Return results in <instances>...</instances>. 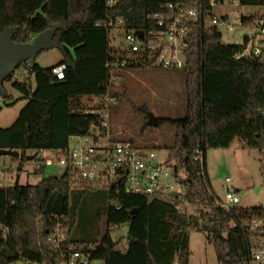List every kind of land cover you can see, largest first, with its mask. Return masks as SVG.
<instances>
[{"label":"trees","instance_id":"obj_1","mask_svg":"<svg viewBox=\"0 0 264 264\" xmlns=\"http://www.w3.org/2000/svg\"><path fill=\"white\" fill-rule=\"evenodd\" d=\"M182 1L119 0L111 9L105 0H0V36L5 28L17 26L14 41L26 43L59 24L54 35L62 53L58 63L67 65L65 78L58 80L56 64L43 67L25 61L17 67L27 66L22 80L14 77L17 68L4 80L11 81L20 96L0 97V112L21 99L27 103L12 125L0 126V148L20 151L21 157L13 158L20 169L29 150L36 154L33 159L42 150L66 153L72 136L86 135L102 122L99 113L85 112L84 99L103 97L114 84L107 63L128 56L126 50L110 46L109 20L121 17L129 30L155 29L150 16L169 2ZM241 2L264 6V0ZM250 20L257 21L258 16ZM242 49L225 43L219 30L203 32L200 23L190 37L183 68L187 113L178 119L157 118V125L168 121L176 126L168 160L186 186L181 196L162 199L96 189L69 167L36 185H0V227L7 230H1L0 264L21 260L56 264L58 254L48 237L58 222L67 228L66 246L81 245L103 264H189L192 229L207 233L220 264H250L255 240L264 237V227L252 226L254 220L264 221V205L223 208L207 171L208 150L229 147L236 138L264 155V56L236 58ZM154 57L144 53L131 59L125 70L151 67ZM197 149L203 162L195 160ZM36 172L42 173L43 166ZM184 204L196 206L197 212L188 214ZM101 216L109 226L128 224L125 247L109 233L98 239L96 223Z\"/></svg>","mask_w":264,"mask_h":264},{"label":"rangeland","instance_id":"obj_2","mask_svg":"<svg viewBox=\"0 0 264 264\" xmlns=\"http://www.w3.org/2000/svg\"><path fill=\"white\" fill-rule=\"evenodd\" d=\"M252 12H264V6L240 5L237 6L228 0L224 4L213 7L216 17L229 16L230 21L236 24L237 18ZM219 32L225 43L236 44L244 39L246 32L252 29L242 26L227 28L218 26ZM125 29L117 25L110 32L109 43L112 48L126 49L129 42L125 39ZM62 53L58 47L41 52L36 61L43 67H50L61 61ZM27 66L24 63L16 69L14 77L23 79ZM123 80L114 82L109 87V95L116 99L108 110V122L111 132L122 139L133 142L141 147H151L157 150L161 157L169 155V147L174 142L176 126L168 121L159 125L150 122V115L156 118H182L187 113L186 74L184 69H163L157 66L133 68L122 70ZM8 94L17 98L20 92L13 88L12 82H4ZM85 107L95 105L98 100L94 97L85 98ZM26 100H19L14 106L4 105L0 112V125L10 126L17 119ZM98 104V103H97ZM83 142L76 137L70 141V146ZM28 154H34L29 150ZM55 158L50 150H42L35 159L26 160L20 169V163L9 155L0 156V185L21 184L36 185L42 178L60 176L65 168L58 164L46 166L42 157ZM43 166V172L36 170ZM207 171L210 187L217 199L226 202L228 191L238 196V201L231 206L251 209L264 205V155L257 149L246 146L236 138L229 147L210 148L207 152ZM78 186V185H77ZM94 188L102 189L103 186L95 185ZM106 189H108L106 187ZM113 205L117 199L111 200ZM188 214L197 212V207L184 204ZM99 230L98 239L109 233L115 240H122L120 247L126 246L128 224L124 223L114 227L107 224L105 216H101L96 223ZM189 264H220L216 248L208 240L207 233L201 230L190 231ZM14 264H19L15 262Z\"/></svg>","mask_w":264,"mask_h":264},{"label":"built area","instance_id":"obj_3","mask_svg":"<svg viewBox=\"0 0 264 264\" xmlns=\"http://www.w3.org/2000/svg\"><path fill=\"white\" fill-rule=\"evenodd\" d=\"M227 0H185L165 4L164 8L155 12L150 18L155 22L156 28L143 32L140 37L139 31L126 28L125 20L118 17L109 20V25L115 28L121 25L125 29V39L129 47L124 49L128 52L127 58L108 62L107 68L111 82L123 80L120 76L131 59H139L144 53H154L152 66L163 69H182L186 65L187 50L190 46V37L200 23L202 31L218 30L222 25L227 28L242 26L251 28L244 35V39L237 45L243 49L235 54L236 58L243 56H264V12H252L246 16L237 18L236 24L230 21L229 16L216 17L213 7L224 4ZM242 6L241 0H228ZM119 0H105L108 8L117 6ZM258 16V20L251 18ZM100 25V23H98ZM113 30V29H112ZM111 30V31H112ZM66 63H58L53 72L58 80L65 78ZM98 104L85 107V112L99 113L102 116L101 124H94L86 135L72 136L82 138L83 142L69 148L66 153L50 150L55 158L42 157L46 166L56 164L66 168H72L77 177L91 186L99 185L115 189L118 193L129 195H145L162 199H173L185 192V184L179 174L176 173L175 164L168 160L169 155L161 157L157 150L151 147H141L133 142L115 136L110 130L108 122V110L116 99L107 93L103 97H94ZM42 152V151H41ZM195 160L203 162L200 149L196 150ZM183 178L186 177L183 173ZM175 193V196L172 194ZM226 202L219 201V205L229 209L230 204L238 201L236 193L228 191ZM254 229L263 228V220H254ZM5 233L6 229H1ZM67 228L62 222L51 231L48 242L58 254L56 264H103V260L93 256L92 251L85 250L81 245L72 244L66 246ZM19 264H40L21 260ZM14 264V263H12ZM250 264H264V237L255 240L251 249Z\"/></svg>","mask_w":264,"mask_h":264},{"label":"water","instance_id":"obj_4","mask_svg":"<svg viewBox=\"0 0 264 264\" xmlns=\"http://www.w3.org/2000/svg\"><path fill=\"white\" fill-rule=\"evenodd\" d=\"M60 28L59 24H53L50 28L36 35L31 41L20 43L14 41L13 37L18 30L17 26H10L3 30L0 36V97L8 95L3 86L4 80L11 75L21 62H36L37 56L44 50L56 48L58 45L54 42V35ZM143 37V32H138ZM150 122L157 125V118L150 115ZM9 155L12 158L19 159L21 153L18 150L0 148V156ZM36 155V154H35ZM33 154L27 156V160L33 159ZM176 194L173 193L172 196ZM2 234L0 232V240Z\"/></svg>","mask_w":264,"mask_h":264},{"label":"crops","instance_id":"obj_5","mask_svg":"<svg viewBox=\"0 0 264 264\" xmlns=\"http://www.w3.org/2000/svg\"><path fill=\"white\" fill-rule=\"evenodd\" d=\"M122 79H123V78H122ZM21 100H26V99H21ZM26 103H27V100H26ZM26 103H25V104H26ZM25 104H24V105H25ZM24 105H23V106H24ZM21 109H22V108H21ZM0 115H1V114H0ZM0 126H1V127H7V126H2V125H0Z\"/></svg>","mask_w":264,"mask_h":264}]
</instances>
